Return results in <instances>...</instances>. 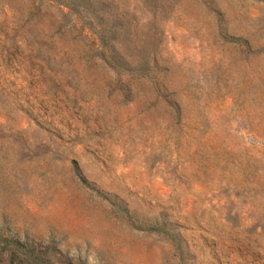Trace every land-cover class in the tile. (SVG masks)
I'll list each match as a JSON object with an SVG mask.
<instances>
[{"label":"rangeland","instance_id":"374dc122","mask_svg":"<svg viewBox=\"0 0 264 264\" xmlns=\"http://www.w3.org/2000/svg\"><path fill=\"white\" fill-rule=\"evenodd\" d=\"M0 264H264V0H0Z\"/></svg>","mask_w":264,"mask_h":264}]
</instances>
